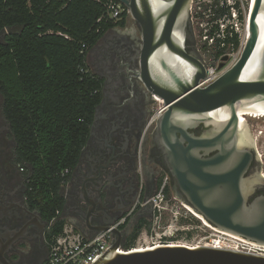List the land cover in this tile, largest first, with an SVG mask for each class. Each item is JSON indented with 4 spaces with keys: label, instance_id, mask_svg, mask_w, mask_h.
<instances>
[{
    "label": "water",
    "instance_id": "water-1",
    "mask_svg": "<svg viewBox=\"0 0 264 264\" xmlns=\"http://www.w3.org/2000/svg\"><path fill=\"white\" fill-rule=\"evenodd\" d=\"M119 2L142 30L139 76L167 108L154 141L164 155L177 198L216 230L264 247L261 163L252 147L240 143L239 115L243 100L264 107V0H253L250 33L240 59L207 87L200 86L207 78L206 66L186 46L193 28V0H170L160 11L151 0ZM188 66L190 76L185 74ZM69 221L75 225L72 218ZM109 225L96 232L109 229L118 237L95 264H264L262 255L206 247L167 246L119 254L122 235ZM86 226L90 228L89 222Z\"/></svg>",
    "mask_w": 264,
    "mask_h": 264
},
{
    "label": "flooded vegetation",
    "instance_id": "flooded-vegetation-1",
    "mask_svg": "<svg viewBox=\"0 0 264 264\" xmlns=\"http://www.w3.org/2000/svg\"><path fill=\"white\" fill-rule=\"evenodd\" d=\"M151 1L160 11L170 0ZM194 8L193 0L191 15ZM127 11L119 20L124 25L108 30L87 53L88 72L100 84L96 92L100 102L78 165L63 189L66 204L62 212L74 219L81 232L92 235L133 210L124 232L129 240L139 228L150 232L154 210L144 203L166 178L169 192L177 197V191L154 141L156 128L150 127L155 100L139 76L142 30ZM192 24L187 51L203 62L201 51L208 47L199 44ZM11 34L9 29H0V46L6 45ZM18 147L0 86V264H44L50 221L32 202L33 169L19 157Z\"/></svg>",
    "mask_w": 264,
    "mask_h": 264
},
{
    "label": "trees",
    "instance_id": "trees-1",
    "mask_svg": "<svg viewBox=\"0 0 264 264\" xmlns=\"http://www.w3.org/2000/svg\"><path fill=\"white\" fill-rule=\"evenodd\" d=\"M108 2L0 0V29L12 31L0 46V86L18 155L33 169L32 202L50 222L64 210L62 186L78 165L100 102V84L88 72L87 53L125 22L104 17ZM66 170L70 175L63 177ZM64 224L57 221L48 240ZM140 232L127 240V247L135 245Z\"/></svg>",
    "mask_w": 264,
    "mask_h": 264
},
{
    "label": "built area",
    "instance_id": "built-area-1",
    "mask_svg": "<svg viewBox=\"0 0 264 264\" xmlns=\"http://www.w3.org/2000/svg\"><path fill=\"white\" fill-rule=\"evenodd\" d=\"M194 3L198 9L197 23L203 28L202 43L209 48L217 49V54L221 53L218 55V64L215 63L213 66H210L203 57L207 78L201 81L200 86L207 87L232 69L240 59L248 40V21L253 0H194ZM106 8L104 17L115 22H118L127 11L123 4L114 0H109ZM194 10L195 8L192 12V22L195 24ZM206 17L211 19L210 22L203 20ZM225 57L227 60H224ZM153 98L158 107L153 110L150 117L152 130L156 128L158 120L167 109L163 100L158 102L154 95ZM68 175L70 170L62 174L63 177ZM68 182L69 180L63 183L62 189L67 187ZM145 205H150L154 210L152 228L150 232L141 231L134 246L127 247L124 235L133 216V210L108 226L122 235L117 253L131 254L160 247L186 246L193 249L206 247L264 256V249L261 246L223 235L201 219L190 206L169 192L167 178L159 191L144 203ZM59 220H65V224L61 233L53 234L48 240L49 254L44 264H95L114 246L118 237L117 232L109 229L92 235L84 234L60 211L50 222L49 230ZM206 230L216 231L218 235L215 238L209 236L189 238L194 233Z\"/></svg>",
    "mask_w": 264,
    "mask_h": 264
},
{
    "label": "rangeland",
    "instance_id": "rangeland-1",
    "mask_svg": "<svg viewBox=\"0 0 264 264\" xmlns=\"http://www.w3.org/2000/svg\"><path fill=\"white\" fill-rule=\"evenodd\" d=\"M198 11L197 6L195 5V10H194V17H195V27H196V34L198 36L199 44H201L203 40V32L200 25H198L197 17H196V12ZM210 18L206 17L205 21L210 22ZM218 50L215 48H209L204 51H201V54L204 56L205 60L210 66H213L218 64L219 59L216 57ZM157 105H154V109H157ZM247 119L249 121V125L253 134V138L255 140V147L253 149L258 153L257 155L260 163H261V168H260V176L264 180V114L261 111L258 110H251L248 113ZM257 140V141H256ZM257 142V143H256ZM258 150V151H257ZM218 235L216 231L212 230H206L204 231H199L197 233H194V235H190L191 238H200V237H205L209 236L211 238H215ZM193 236V237H192Z\"/></svg>",
    "mask_w": 264,
    "mask_h": 264
},
{
    "label": "bare ground",
    "instance_id": "bare-ground-1",
    "mask_svg": "<svg viewBox=\"0 0 264 264\" xmlns=\"http://www.w3.org/2000/svg\"><path fill=\"white\" fill-rule=\"evenodd\" d=\"M250 33V26H249V21H248V30H247V34L249 35ZM178 69V68H177ZM191 67L188 66V71L185 72V74H187V76H190V72H191ZM178 71L181 73H184L182 72V70L178 69ZM156 100L158 102H160L161 100L159 98H156ZM239 115H240V130H241V137H240V143L244 146H249V147H255V140L253 138V134H252V131H251V128H250V125H249V121L247 119V116H248V113L251 111V110H258V111H261L263 114H264V107L261 106V105H258V104H255V103H252V102H249V101H242V103L240 104V108H239ZM257 141V140H256ZM257 143V142H256ZM258 151V150H257ZM258 154V153H257ZM259 156V155H258ZM193 210V209H192ZM194 211V210H193ZM195 212V211H194ZM196 213V212H195ZM197 214V213H196ZM199 216V215H198ZM201 219L202 216H199ZM220 232V231H219ZM223 235H226V236H229L231 238H234L238 241H241V242H247L249 243V241H246L244 240L243 238L239 237V236H236L234 234H231V233H226V232H221ZM251 244V242H250ZM254 245V243H253ZM255 246H259L257 244H255ZM260 247V246H259ZM262 247V246H261ZM264 249V247H262Z\"/></svg>",
    "mask_w": 264,
    "mask_h": 264
},
{
    "label": "crops",
    "instance_id": "crops-1",
    "mask_svg": "<svg viewBox=\"0 0 264 264\" xmlns=\"http://www.w3.org/2000/svg\"><path fill=\"white\" fill-rule=\"evenodd\" d=\"M68 219H71V218H68ZM73 219V218H72ZM73 221H74V219H73Z\"/></svg>",
    "mask_w": 264,
    "mask_h": 264
}]
</instances>
